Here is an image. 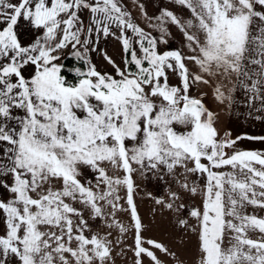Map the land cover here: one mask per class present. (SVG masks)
Returning a JSON list of instances; mask_svg holds the SVG:
<instances>
[{
    "label": "snow or ice",
    "instance_id": "snow-or-ice-1",
    "mask_svg": "<svg viewBox=\"0 0 264 264\" xmlns=\"http://www.w3.org/2000/svg\"><path fill=\"white\" fill-rule=\"evenodd\" d=\"M168 2L190 16L0 0V264H115L117 247L133 264H264V152L238 147L264 135L222 132L204 91L264 121V0ZM101 51L111 71L93 62ZM138 181L160 193L142 199L176 250L145 235Z\"/></svg>",
    "mask_w": 264,
    "mask_h": 264
},
{
    "label": "rangeland",
    "instance_id": "rangeland-1",
    "mask_svg": "<svg viewBox=\"0 0 264 264\" xmlns=\"http://www.w3.org/2000/svg\"><path fill=\"white\" fill-rule=\"evenodd\" d=\"M127 3L129 10L132 11L134 16L139 17L140 9L133 6L131 3V0H125ZM141 3L145 5V9L149 16H154L159 14V10L162 7H169L171 10L176 12L178 15H182L184 18H188L190 16V12L187 9H181L177 5H172L168 2V0H140ZM138 23H141V26H143L141 20H137ZM173 32V35L175 36V39L170 41L171 47H179L181 37L180 34L177 32V30L173 27L170 29ZM154 35H158V33H153ZM99 47L102 50L107 51V54L112 56L113 59L117 61V63L120 62V51H119V44L115 40H108V41H102ZM93 62L96 63L101 69L111 71L110 66L106 65V62L103 61V51L99 53H92ZM205 92L208 93V95L205 97V103L209 108H212L214 111H219V124L217 125L221 131H228V129L231 131L232 137L235 138L237 136H245L242 133L237 134L236 131L229 128V125L227 123L228 120V113L229 111H225L223 109H217L216 105L213 103V100L211 98V91L207 88L204 89ZM241 92H238L239 94ZM258 130V129H257ZM259 134L263 133L262 131H257ZM248 134V133H247ZM254 136H258L255 134ZM243 139L238 142V147L243 150H258L264 152V142L256 141L253 143L252 141ZM138 183H141V189L138 191L140 192V195L137 196V204L139 206V211L141 216L144 218V223L150 225V229L148 232L145 233V235L161 240L166 245H169L173 248V250H176V245L172 243V235H175L174 233H171V229L167 227V220L163 219L159 213H157L155 219H153V216L151 214V209L153 207L152 203L148 201L147 199H142L144 190L152 191L154 194L159 195L160 193L156 190L153 183L150 181H143ZM260 215H264V212H260ZM131 234L129 233V237ZM179 241H177V244ZM127 244L131 245L132 240L129 238L127 240ZM120 252V248L117 247L115 251L113 252V256L115 257V264H133V253L130 250H126L123 255H118L117 253ZM194 252V238L192 241H190L186 248L185 253L187 259L192 258V254ZM147 264V262H146Z\"/></svg>",
    "mask_w": 264,
    "mask_h": 264
},
{
    "label": "crops",
    "instance_id": "crops-1",
    "mask_svg": "<svg viewBox=\"0 0 264 264\" xmlns=\"http://www.w3.org/2000/svg\"><path fill=\"white\" fill-rule=\"evenodd\" d=\"M18 32L20 38L27 42L31 38V27L26 23L22 22L18 27ZM238 99H242V92L237 94ZM228 120L227 123L229 128L236 131L237 134L242 133L248 136L264 135V121L254 120L247 116V108L243 106H234L232 109L228 110ZM258 129V130H257ZM229 130V129H228ZM259 134L257 131H262ZM248 133V134H247ZM250 142V141H249ZM255 143L256 141H252Z\"/></svg>",
    "mask_w": 264,
    "mask_h": 264
}]
</instances>
